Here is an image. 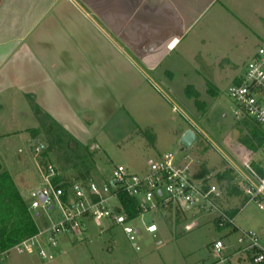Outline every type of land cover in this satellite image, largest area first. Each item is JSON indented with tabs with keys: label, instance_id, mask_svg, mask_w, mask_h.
<instances>
[{
	"label": "rangeland",
	"instance_id": "1",
	"mask_svg": "<svg viewBox=\"0 0 264 264\" xmlns=\"http://www.w3.org/2000/svg\"><path fill=\"white\" fill-rule=\"evenodd\" d=\"M209 26L205 45L193 46V51L189 46H181L178 50L182 53L181 60L165 63L161 77L151 78L152 84L158 81L163 85L162 90L136 92L132 101L124 107L120 105V110L108 112L109 118L115 114L118 119L105 128L99 125L92 129L91 136L96 137L103 151L75 149L73 142L61 145L52 142L46 132L49 128L56 139L69 141L70 136L52 125L45 115H39L30 99L13 91L2 93L0 160L15 176L13 180L25 199L30 201L31 192L44 186L42 172L48 165L70 179L77 170L90 169L91 175L84 180L101 182L108 180L117 166L144 177L150 173L151 161L173 154L193 175L204 169L208 171L205 179L209 185L220 188L222 209L241 208L242 201H236L228 189L244 190L239 170L247 172L245 165L258 174L255 165L264 169V148L254 152L240 142L248 130L243 123L235 121V102L228 91L233 80L243 76L257 50L264 47V1L237 0L228 13ZM167 70L172 71L173 77L168 76ZM126 109L133 119L125 116ZM123 118H127L128 123L123 125ZM189 129L199 140L192 148L182 150L179 136ZM79 137L81 139L82 135ZM36 145L45 147L42 154L36 155ZM229 169L235 176L233 182L230 185L219 182L218 175ZM116 203V200L111 201V204ZM261 204L263 210L252 202L246 211L235 217V224L242 230L255 232L264 242V200ZM40 212L37 222L41 230L51 221L62 218L57 207ZM165 214L152 211L132 222L139 233V251L121 227L104 222L100 228L89 223L84 235L61 237L56 250L43 244L49 254L47 259L11 252L0 259V264H213L218 261L212 251L216 241L222 240L227 245L237 243V234L226 236L230 229H219L217 213L196 210L182 213L174 206ZM153 222L158 227L155 235L146 232V227ZM229 251L230 248L224 250L225 256ZM230 264H236L234 258Z\"/></svg>",
	"mask_w": 264,
	"mask_h": 264
},
{
	"label": "crops",
	"instance_id": "2",
	"mask_svg": "<svg viewBox=\"0 0 264 264\" xmlns=\"http://www.w3.org/2000/svg\"><path fill=\"white\" fill-rule=\"evenodd\" d=\"M236 3L0 0V95L13 91L30 99L39 115L73 139L75 149L102 150L91 136L92 129L105 128L118 119L115 114L109 118L108 112L120 110L136 92L162 90L163 85L158 81L152 84L151 78L161 77L165 63L181 60V46L193 51V46L205 45L209 24ZM171 70L167 74L173 77ZM125 116L131 117L128 110ZM126 119L121 123H128ZM35 120L38 125L37 115ZM57 173L60 180L75 182L85 181L91 170H77L71 179ZM239 190L231 196L242 201L241 208L228 211L235 217L252 203L245 191ZM225 245L231 249L228 256L239 249L237 243ZM233 258L236 264H248L244 258Z\"/></svg>",
	"mask_w": 264,
	"mask_h": 264
},
{
	"label": "built area",
	"instance_id": "3",
	"mask_svg": "<svg viewBox=\"0 0 264 264\" xmlns=\"http://www.w3.org/2000/svg\"><path fill=\"white\" fill-rule=\"evenodd\" d=\"M228 94L235 102V121L240 123L247 119L264 131V47L254 54L243 76L232 82ZM44 149L43 145H36V155L42 154ZM149 166L150 173L144 177L130 173L124 166H117L111 177L101 182L59 180L54 183L59 175L52 165H48L42 172L44 186L31 192L29 208L39 218L40 210L48 211L57 207L62 218L51 221L38 234L6 251L0 259L8 257L11 252L47 259L49 254L43 244L56 250L61 237H79L85 234L89 223L101 228L104 222L121 227L139 251V233L132 222L144 213L161 211L165 214L176 206L182 213L195 210L217 213V226L237 233L239 249L232 256H225L224 241L218 240L212 245V251L218 258L213 264H230L233 257L244 258L248 264H264V242L255 232L238 228L235 216L222 209L220 188L209 185L205 178L197 179L190 168L180 163L173 154H165ZM245 166L247 172L239 170L242 178L240 185L249 197L248 201L263 209L264 176L248 164ZM121 196L137 202L140 215L136 219H130ZM112 200H116V205L111 204ZM146 232L155 235L158 227L153 222L146 227Z\"/></svg>",
	"mask_w": 264,
	"mask_h": 264
},
{
	"label": "trees",
	"instance_id": "4",
	"mask_svg": "<svg viewBox=\"0 0 264 264\" xmlns=\"http://www.w3.org/2000/svg\"><path fill=\"white\" fill-rule=\"evenodd\" d=\"M237 79H235L236 81ZM196 105L200 102L195 100ZM247 128L248 133L240 138V142L249 150L258 152L264 148V131L251 121L244 119L242 122ZM48 135H51L52 142L57 141L58 144H72L73 139L69 137V141L63 138H57L53 135L51 128L47 129ZM64 135V134H63ZM70 147V145H69ZM261 176H264V169L258 165L254 166ZM208 175L207 170L197 173V179H203ZM233 170H226L218 175L219 182H226L230 185L234 180ZM60 178H56L54 183L59 182ZM230 195L239 194L237 187L228 189ZM126 212L130 219H136L140 215L138 204L135 200L126 196H121ZM233 215V214H232ZM37 217L29 208V201L25 199L21 191L17 187L11 174L6 170L0 160V256L6 251L12 249L20 242L29 239L40 230ZM221 229V228H219Z\"/></svg>",
	"mask_w": 264,
	"mask_h": 264
},
{
	"label": "water",
	"instance_id": "5",
	"mask_svg": "<svg viewBox=\"0 0 264 264\" xmlns=\"http://www.w3.org/2000/svg\"><path fill=\"white\" fill-rule=\"evenodd\" d=\"M199 140V136L196 133L189 129L186 133L181 137L180 145L182 146V150L192 148L197 141ZM37 141H35V144Z\"/></svg>",
	"mask_w": 264,
	"mask_h": 264
}]
</instances>
